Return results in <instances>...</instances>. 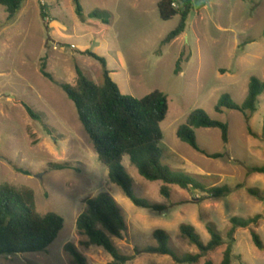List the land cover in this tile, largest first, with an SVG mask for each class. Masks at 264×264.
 Wrapping results in <instances>:
<instances>
[{
    "label": "rangeland",
    "instance_id": "374dc122",
    "mask_svg": "<svg viewBox=\"0 0 264 264\" xmlns=\"http://www.w3.org/2000/svg\"><path fill=\"white\" fill-rule=\"evenodd\" d=\"M78 1L82 19L72 0H24L12 19L0 6V185L31 190L40 214L54 212L64 220L46 251L1 255L0 264H74L64 250L68 243L87 264L112 263L102 248L85 245L87 237L76 229L86 201L101 193L116 201L127 225L121 240H111L130 260L116 264H172L170 257L136 252L155 245V230L169 236L179 256L195 255L197 248L181 236L179 226H192L206 244L208 223L220 234L222 245L197 264L207 259L219 264L230 243V218L255 215L261 216L256 225L234 234L232 264H264V251L250 236L254 230L264 243V175L249 171L251 166H264V94L249 121L237 111L215 112L225 94L241 105L252 77L264 83V0H192L184 33L165 44L179 17L162 21V0ZM93 12L103 14L93 17ZM85 53L105 60L123 95L142 99L158 91L167 97L168 111L160 125L163 166L190 176L205 189L227 186L231 193L213 198L172 186L166 199L159 194L161 182L145 180L125 157L132 192L166 209L155 212L133 205L110 182L74 104L58 85H74L77 67L88 80L102 85V65ZM42 64L53 82L42 75ZM25 107L38 119L30 118ZM196 109L228 127L227 144L219 129L195 130L198 146L222 155L219 159L207 158L176 137L177 128ZM247 189L257 190L259 197Z\"/></svg>",
    "mask_w": 264,
    "mask_h": 264
},
{
    "label": "trees",
    "instance_id": "16d2710c",
    "mask_svg": "<svg viewBox=\"0 0 264 264\" xmlns=\"http://www.w3.org/2000/svg\"><path fill=\"white\" fill-rule=\"evenodd\" d=\"M23 1L0 0V6L5 8L8 19H12L19 12ZM72 4L75 7L76 16L82 19L83 14L79 1L72 0ZM192 10V0H162L158 3L159 17L162 21H168L175 16L179 17L177 26L168 34L164 44L174 41L184 33ZM99 14L93 12L91 16L98 17ZM41 16L45 17L43 13ZM85 55L102 65V85H96L88 80L78 67L75 69L74 85H58L74 104L78 121L98 161L106 168L110 182L121 188L123 194L133 205L155 212L166 209L163 205L141 200L132 192L133 180L122 166L125 157L145 180L161 182L159 194L166 199L171 197V186H177L182 190H200L213 198L225 197L231 193V189L227 186L205 189L190 176L175 174L163 166L160 161L159 148L163 139L160 125L168 111L167 97L158 91L142 99L123 95L111 79L105 60L93 53H85ZM179 63L180 60L177 66ZM40 70L46 79L53 82L52 77L44 71V64L41 65ZM262 94H264V83L252 77L246 98L241 105L235 104L225 94L215 106V112L222 114L225 110L237 111L246 121H249L257 111ZM25 109L30 118L38 119L29 107ZM196 129H219L222 142L227 144V125L210 119L203 110L196 109L188 115L185 124L179 126L176 131V137L196 152L211 159L221 158L222 155L208 154L198 146L195 136ZM249 133L255 136L250 130ZM249 171L253 174L264 175V166H251ZM247 192L251 196L259 197L257 190L247 189ZM86 206L87 210L76 219L77 231L87 237L88 241L85 245L102 248L112 258L110 264L129 261L130 258L122 255L111 240V238L121 240L127 231L124 216L116 201L109 194L101 193L87 200ZM260 219V215L248 219L230 218V229L227 233L230 243L222 252L219 264H232V247L236 230L256 225ZM63 226L64 220L58 214L54 212L40 214L36 210L31 190H19L8 184L0 185V256L44 252L57 239ZM206 230L210 239L204 244L192 226L186 224L179 226L181 236L197 248L198 253L195 255L179 256L175 253L169 245V236L162 230L153 232L154 246L142 250L137 248L136 252L167 256L172 259V264H197L222 245L223 240L220 234L211 224L206 225ZM250 236L254 246L259 251H264V243L259 235L254 230H250ZM64 250L72 257L74 264H87L73 245L66 244ZM204 264L213 263L207 259Z\"/></svg>",
    "mask_w": 264,
    "mask_h": 264
},
{
    "label": "crops",
    "instance_id": "0c3cea01",
    "mask_svg": "<svg viewBox=\"0 0 264 264\" xmlns=\"http://www.w3.org/2000/svg\"><path fill=\"white\" fill-rule=\"evenodd\" d=\"M123 161H124V159H123ZM123 161H122V166H123ZM123 168H124V167H123ZM197 175L200 176V177L202 176V175H200V174H197ZM160 186H161V185H160ZM171 187H172V186H171Z\"/></svg>",
    "mask_w": 264,
    "mask_h": 264
},
{
    "label": "built area",
    "instance_id": "2783aa9c",
    "mask_svg": "<svg viewBox=\"0 0 264 264\" xmlns=\"http://www.w3.org/2000/svg\"><path fill=\"white\" fill-rule=\"evenodd\" d=\"M173 7H176L175 5H173Z\"/></svg>",
    "mask_w": 264,
    "mask_h": 264
}]
</instances>
